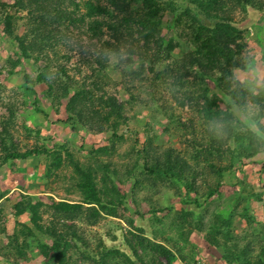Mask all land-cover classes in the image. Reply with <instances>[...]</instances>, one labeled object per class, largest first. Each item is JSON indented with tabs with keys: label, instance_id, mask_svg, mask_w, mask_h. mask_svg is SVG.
I'll return each mask as SVG.
<instances>
[{
	"label": "rangeland",
	"instance_id": "obj_1",
	"mask_svg": "<svg viewBox=\"0 0 264 264\" xmlns=\"http://www.w3.org/2000/svg\"><path fill=\"white\" fill-rule=\"evenodd\" d=\"M153 1L162 23L147 41L144 0H0V264H246L240 255L264 264V136L238 123L229 98L245 96L228 81L232 65L215 61L202 76L192 61L204 47L181 13L190 3ZM214 3L222 25L242 38L236 62L264 58V0ZM205 23L214 32L215 22ZM205 88L221 112L211 124L201 114ZM79 91L88 121L69 120ZM184 92L191 100L182 106ZM215 122L225 125L222 135ZM242 138L245 151L258 148L255 164L232 157ZM2 143L25 159L6 161ZM167 154L188 164L182 170L198 193L149 171ZM76 167L91 170L103 201L116 206L113 216H92ZM58 202L80 208L68 215ZM58 235L69 243L63 263L42 249ZM156 244L169 248L171 263Z\"/></svg>",
	"mask_w": 264,
	"mask_h": 264
},
{
	"label": "trees",
	"instance_id": "obj_2",
	"mask_svg": "<svg viewBox=\"0 0 264 264\" xmlns=\"http://www.w3.org/2000/svg\"><path fill=\"white\" fill-rule=\"evenodd\" d=\"M191 6H187L186 8L182 9L181 13L183 16L187 17L190 22L193 25L194 33H195V40L193 43L198 47H204L203 49H200L199 51L195 52V55L201 56L203 58H197L194 56L192 58V61L197 63L199 68L202 70V76L206 75L208 69L215 65L218 60H224L228 63V65H232L231 69H235L239 63H237V54L239 56V49L242 50L243 47L241 45H238V39H242L240 34L237 32H234L230 29H228L227 26H223L218 14L211 11L210 4L215 6L214 0H187ZM251 0H238V2H242L244 4H248ZM144 10L146 11V16H144L143 20H141V24L144 29H149L148 34H145V39L149 41L152 38H155L156 35L154 33L155 27L161 25L162 21L159 20V14L162 12V9L158 5H156L155 1L153 0H144ZM172 12H180V8L177 5H174L170 9ZM104 9L99 8L97 10L98 14H103ZM152 11V12H151ZM96 13V12H95ZM6 21V32H11L12 27V21L9 19ZM205 21H214L215 25L213 27L214 32L212 28L208 26V24L205 23ZM213 32V33H212ZM221 39H224V42L221 41ZM159 46L161 47L164 39L161 37L159 38ZM237 45V49H234L232 46ZM26 53V50H25ZM216 61V62H215ZM203 95L202 97L206 99L205 107L201 110V114L203 117V121L211 124L213 123L218 117H221V112H218L214 109V107L217 105V99L211 97L208 94V88L203 89ZM67 93V89H66ZM184 101L180 102L182 106L185 105V100H191L189 96L186 95V92H184ZM80 104V107L77 105ZM87 100H85V96L83 93L76 92L70 97V101L68 103V109L71 111L70 113L74 116V118H69V120H75L76 117L80 119L81 122H83L82 118H84V121H88L87 116H83V109L89 108ZM114 114L121 118L122 116V108L121 106H118L117 103L114 106ZM231 112L228 111V122L231 121ZM87 124V122H85ZM238 139H240L237 135ZM244 138H242L240 141L241 149L239 150H230V153L232 157H246V159H249L252 161V164H255V157L260 154L258 151V148H251L246 147L245 148V142ZM2 153H5V160H23L25 159V156L20 154L16 148L12 147L11 149L8 147L6 143H2ZM159 158L155 162L154 170L153 168L149 171H154L155 173L161 177H171L174 182L183 183L186 181V184H184V189L187 190L188 193H198V191L195 189V184L191 181L189 182V178H187V175L185 174L184 170H182V167L187 166V163L179 164L178 160H174L173 155H169ZM177 159V158H176ZM56 168L60 166V163L54 164ZM188 167V166H187ZM76 171L79 175L80 181H79V189L84 193V199L85 203L89 205H95L96 208L93 209L92 216H95L96 218L101 215V213H107L109 215H114L116 211V206L112 202V204L105 203L100 195V192L94 183V178L91 170H84L80 167H76ZM194 177H192V180ZM194 181V180H193ZM195 193V194H196ZM215 192L211 191L208 195L209 198H212L215 194ZM188 202L199 206L201 203L198 199L193 198L189 195ZM55 208L65 214H74L79 208L80 205L77 204H71L66 202H58L55 203ZM78 212V211H77ZM76 212V213H77ZM79 214V213H78ZM62 236L58 235L57 238H54V242L51 245L43 244L42 249L44 251V255L46 258H49L50 261L58 260L59 262L63 263L66 258V253L68 251V245L69 243L66 242L65 244H62ZM64 245V246H62ZM156 247L158 249H162V253L166 256V259L171 263L173 259L175 258L173 254L169 251V248L166 247L164 244H156ZM135 254L137 255V251H135ZM241 259H244L243 262H246V264H254L249 259L245 258V256L240 255ZM264 257V252L263 256ZM246 260V261H245ZM242 261V260H241ZM231 263V261H230Z\"/></svg>",
	"mask_w": 264,
	"mask_h": 264
},
{
	"label": "clouds",
	"instance_id": "obj_3",
	"mask_svg": "<svg viewBox=\"0 0 264 264\" xmlns=\"http://www.w3.org/2000/svg\"><path fill=\"white\" fill-rule=\"evenodd\" d=\"M109 59L113 56L119 60L120 53H108ZM228 81L237 93H243L245 99L237 103L229 98L238 113V123L249 130L252 134L264 136V105L255 102L257 98H264V58L260 55L249 54L243 57L237 67L228 76ZM213 130L222 135L225 125L215 122Z\"/></svg>",
	"mask_w": 264,
	"mask_h": 264
},
{
	"label": "crops",
	"instance_id": "obj_4",
	"mask_svg": "<svg viewBox=\"0 0 264 264\" xmlns=\"http://www.w3.org/2000/svg\"><path fill=\"white\" fill-rule=\"evenodd\" d=\"M254 166H258V167H259L260 165H257V164H256V165H254Z\"/></svg>",
	"mask_w": 264,
	"mask_h": 264
}]
</instances>
